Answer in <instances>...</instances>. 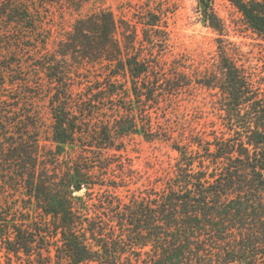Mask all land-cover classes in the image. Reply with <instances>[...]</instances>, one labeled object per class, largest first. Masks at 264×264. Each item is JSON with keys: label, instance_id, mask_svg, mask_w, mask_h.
I'll return each instance as SVG.
<instances>
[{"label": "trees", "instance_id": "obj_1", "mask_svg": "<svg viewBox=\"0 0 264 264\" xmlns=\"http://www.w3.org/2000/svg\"><path fill=\"white\" fill-rule=\"evenodd\" d=\"M50 1L0 0V54L47 45ZM91 1L55 3L81 12ZM228 1L264 42V0ZM199 2L219 38L197 74L171 50L169 0H145L132 18L109 9L78 18L37 58L49 130L39 114L13 112L20 99L4 91L17 83L15 64L0 60V264H264V55L260 66L241 60L213 0ZM15 33L22 39L2 40ZM194 86L209 92L216 119L176 134L159 109ZM130 136L175 156L157 168L113 162ZM82 150L97 162L86 166ZM111 168L131 178V193L90 198L93 177Z\"/></svg>", "mask_w": 264, "mask_h": 264}, {"label": "rangeland", "instance_id": "obj_2", "mask_svg": "<svg viewBox=\"0 0 264 264\" xmlns=\"http://www.w3.org/2000/svg\"><path fill=\"white\" fill-rule=\"evenodd\" d=\"M57 0H51L52 5H48L44 11V26L43 33L40 35L42 40L48 38L46 46L40 45L37 49H32V43L22 41L19 43L22 50L16 52H6L0 54V60L11 58L15 67L14 71L15 86H8L4 91V96L17 97L19 107L13 111L19 115L26 113H35L43 120L46 130L51 126V118L49 115V107L45 93L40 90L42 88L41 79L43 77L36 71L37 58L41 54H46L53 50L56 42L63 34L71 31L73 24L80 17H85L91 12L99 9L112 10L118 17L126 12L128 18H132L133 14L139 11V7L145 0H93L89 2L81 12L73 11L67 5L55 3ZM166 3L168 7L169 19L167 25L171 32V37L174 40L172 45L173 55L176 58L183 59V66L187 72L197 74L202 70L206 62H214L217 56L216 40L219 38L217 32L205 23L202 15V6L199 0H169ZM212 8L216 16L220 19L224 26V39L232 43L241 54V60H251L252 64L263 65L262 55H264V42L245 24L241 14L228 0H213ZM52 29L51 37L49 29ZM21 40L22 34L15 33L14 35H4L2 40ZM27 45V47H25ZM171 58H173L171 56ZM240 63V62H239ZM249 64L246 63V66ZM37 75H40L38 79ZM33 91V96L39 98L33 100V96L27 97L20 92L27 89ZM1 97V94H0ZM209 92L204 89L194 86L183 90L178 96L169 97L161 104L159 113L161 116H166V124L177 134L182 130H189L198 126V128L207 127L216 119L217 112L210 106ZM19 103V104H18ZM9 105V104H8ZM8 107V106H7ZM115 106L110 105L109 115L112 117ZM157 112V111H155ZM167 113V114H166ZM199 124V125H197ZM47 136V132L43 137ZM126 152L112 153L111 159L113 162L122 161L125 166L129 167L132 164L135 168L146 169L149 164L159 166L160 160H167L169 156H175L167 146L162 144H151L144 141L139 136H130L122 142ZM119 143V144H121ZM89 150V149H88ZM81 155V156H80ZM80 160L87 164L86 166L94 165L97 162L89 151L82 150ZM155 164V165H154ZM111 168L109 171H100L93 177L92 182L97 184L89 193V197L96 201L112 195H129L132 186L131 178H122L121 173ZM114 176H120V186H128L127 191H115L110 188ZM123 179V180H122ZM130 192V193H129ZM86 190L77 193L79 196L85 195Z\"/></svg>", "mask_w": 264, "mask_h": 264}, {"label": "water", "instance_id": "obj_3", "mask_svg": "<svg viewBox=\"0 0 264 264\" xmlns=\"http://www.w3.org/2000/svg\"><path fill=\"white\" fill-rule=\"evenodd\" d=\"M76 190H77V191H81V188H80V187H77Z\"/></svg>", "mask_w": 264, "mask_h": 264}]
</instances>
